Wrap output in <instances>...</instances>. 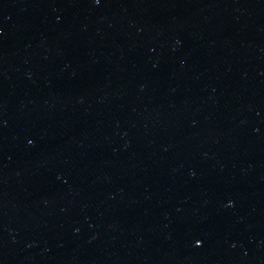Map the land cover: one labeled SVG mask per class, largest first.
Returning <instances> with one entry per match:
<instances>
[{"label":"water","instance_id":"obj_1","mask_svg":"<svg viewBox=\"0 0 264 264\" xmlns=\"http://www.w3.org/2000/svg\"><path fill=\"white\" fill-rule=\"evenodd\" d=\"M0 264H264V0H0Z\"/></svg>","mask_w":264,"mask_h":264}]
</instances>
